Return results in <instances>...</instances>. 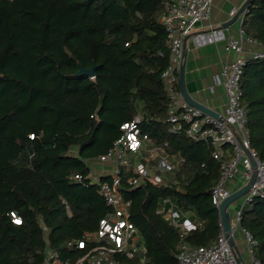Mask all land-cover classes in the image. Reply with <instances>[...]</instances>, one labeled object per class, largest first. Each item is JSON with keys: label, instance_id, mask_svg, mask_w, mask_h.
Returning <instances> with one entry per match:
<instances>
[{"label": "trees", "instance_id": "1", "mask_svg": "<svg viewBox=\"0 0 264 264\" xmlns=\"http://www.w3.org/2000/svg\"><path fill=\"white\" fill-rule=\"evenodd\" d=\"M166 2L0 0V264H44L48 249L63 259L82 253L69 242L94 232L109 210L87 179L88 161L137 115L143 132L185 161L170 186L132 187L123 171L121 192L132 201L130 220L146 249L126 264H177L182 242L207 245L219 235L213 147L168 131ZM241 27L264 46V0H251ZM79 64L94 75H76ZM240 87L250 143L264 160V58L246 61ZM166 197L201 225L182 236L158 213ZM240 226L264 263V198L242 207Z\"/></svg>", "mask_w": 264, "mask_h": 264}, {"label": "built area", "instance_id": "2", "mask_svg": "<svg viewBox=\"0 0 264 264\" xmlns=\"http://www.w3.org/2000/svg\"><path fill=\"white\" fill-rule=\"evenodd\" d=\"M213 3L214 0H167V10L161 15L160 22L168 33L169 64L161 76L169 96L166 115L168 131L183 134L191 141H205L213 147L211 156L219 162L220 176L211 189V198L218 209L222 201L235 191L233 178L237 174H240L245 184L253 179L249 191L242 197L243 206L255 198H264V160L250 143L247 110L241 102L240 87L246 61L264 58V46L246 36L240 27L238 36L230 38L225 46L227 51L235 53V58L225 63L221 70L227 96L225 112L216 118L190 104L179 85L183 42L198 23L209 20ZM246 12L247 9L242 14L241 25ZM246 43L261 45V48L253 51L251 57H246ZM140 121L137 115L122 123L121 135L107 152L88 161L91 170L87 179L98 185V192L109 210L99 220L94 232L85 233L82 239L69 242V246L76 244L82 253L75 259H63L56 251L48 249L44 264H126V258L146 251L141 233L130 220L132 201L125 199L121 192L123 171L130 173L126 181L132 187L144 183L170 186L176 183V179L171 176L181 170L185 158L169 152L167 143H155L140 128ZM94 164L103 165L102 170L99 172L92 168ZM74 180L82 181L83 175L75 174ZM242 207L231 215V235L240 252L236 234L239 232L242 235L250 264H264L254 254L256 240L240 226ZM158 213L178 228L182 236L201 225V222L191 218L192 214L177 209L168 197L161 200ZM11 216L13 222L19 220L21 223V217L15 212H11ZM241 254L243 256V252ZM176 256L177 264H238L234 249L222 228L217 238L207 245L195 246L182 242ZM141 260L143 262V256Z\"/></svg>", "mask_w": 264, "mask_h": 264}, {"label": "crops", "instance_id": "3", "mask_svg": "<svg viewBox=\"0 0 264 264\" xmlns=\"http://www.w3.org/2000/svg\"><path fill=\"white\" fill-rule=\"evenodd\" d=\"M245 1L214 0L209 20L198 23L186 37L185 81L188 92L195 100L219 114L225 112L227 104L221 70L225 63L235 58V53L227 51L225 46L230 38L238 36L242 16L227 27H223V23L229 21ZM260 48L261 45L246 43L244 54L251 57L252 52ZM95 165L94 169L100 172L103 165ZM244 184L240 174L233 178L234 190ZM230 207L233 215L238 205L234 202Z\"/></svg>", "mask_w": 264, "mask_h": 264}, {"label": "water", "instance_id": "4", "mask_svg": "<svg viewBox=\"0 0 264 264\" xmlns=\"http://www.w3.org/2000/svg\"><path fill=\"white\" fill-rule=\"evenodd\" d=\"M251 0H246L241 7L236 11L234 16L227 22L223 23V27H227L233 24L240 16H242L243 12L247 9L248 4ZM186 42L187 38L184 39L183 42V60L180 65L179 69V85L182 94L184 95L185 99L192 104L193 106L201 109L202 111L218 118L220 116L219 113L214 111L213 109L209 108L208 106L204 105L203 103L195 100L188 92L186 81H185V58H186ZM94 75V68L85 69L82 65L79 64V70L77 71L76 75ZM253 184V179L243 185L242 187L233 191L227 198H225L218 208L219 218H220V225L222 230L226 233L230 245L234 249V253L237 259L238 264H245V260L239 251V248L235 245L234 239L231 235V213L229 211V207L232 203L236 202L237 200L241 199L250 189Z\"/></svg>", "mask_w": 264, "mask_h": 264}, {"label": "rangeland", "instance_id": "5", "mask_svg": "<svg viewBox=\"0 0 264 264\" xmlns=\"http://www.w3.org/2000/svg\"><path fill=\"white\" fill-rule=\"evenodd\" d=\"M93 166L96 167L95 164L91 165L92 168H94ZM97 167H99V165ZM242 201H243L242 198L239 199L238 201H236V204L238 205V208L243 206V202ZM229 209H231V207ZM236 241L239 244L241 252H243V256H244V260L246 261V264H250V258H249L248 251L246 249V245H245L244 239H243L242 235L239 232H237V234H236Z\"/></svg>", "mask_w": 264, "mask_h": 264}, {"label": "snow or ice", "instance_id": "6", "mask_svg": "<svg viewBox=\"0 0 264 264\" xmlns=\"http://www.w3.org/2000/svg\"><path fill=\"white\" fill-rule=\"evenodd\" d=\"M16 222H17V223H20V221H19V220H17Z\"/></svg>", "mask_w": 264, "mask_h": 264}]
</instances>
